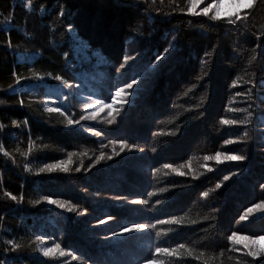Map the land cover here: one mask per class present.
<instances>
[{
	"label": "trees",
	"instance_id": "obj_1",
	"mask_svg": "<svg viewBox=\"0 0 264 264\" xmlns=\"http://www.w3.org/2000/svg\"><path fill=\"white\" fill-rule=\"evenodd\" d=\"M176 3L185 7V0ZM173 7L169 0H0V123L6 126L0 130V144L11 157L0 152L4 264H144L155 246L179 243L212 256V264H264V256H246L248 249L231 251L227 239L233 231L264 236V214L239 220L247 208L264 201V0L242 10L247 27L238 21L239 29L227 19L213 22ZM132 48L143 54L120 69L125 54L134 57ZM157 55L161 61L155 60ZM30 68L60 74L72 87L50 78L16 84L13 72L30 77ZM151 68L156 73L133 108L99 131L100 136L94 135V127L90 134L83 123L66 126L63 116L46 113L42 104H29L43 98L48 106H59L79 120L74 116L86 114L88 97L104 101L118 87L135 94L125 85L144 79ZM237 77L241 79L233 87ZM248 89L250 96L236 95ZM228 108L248 109L250 123L220 124L221 118L243 120L248 115ZM226 139L236 142L225 145ZM29 140L34 147L26 160L20 152L28 151ZM113 140H126L143 151H120L118 143H110ZM217 151L246 159L204 161L205 155ZM70 152L76 155L68 173H39L44 164L66 159ZM101 152L105 159L95 163ZM200 162L207 167L192 172L191 166ZM25 163L30 171H25ZM164 164L185 175L164 169ZM153 169L160 171L153 176ZM224 176L229 179L224 181ZM210 189L215 190L207 198L201 195ZM5 192L24 199L17 203ZM149 192L154 195L148 197ZM44 195L71 201L78 210L29 203ZM137 199H148L149 204L130 203ZM108 215L115 219L98 223ZM172 216L183 217L184 223L157 225L156 231L167 233L161 237L153 230L112 235L133 222L155 223ZM35 235L45 238L44 246L59 243L79 259L44 257L35 250ZM9 240L22 247L11 250ZM164 259L165 264H202L186 253Z\"/></svg>",
	"mask_w": 264,
	"mask_h": 264
},
{
	"label": "snow or ice",
	"instance_id": "obj_2",
	"mask_svg": "<svg viewBox=\"0 0 264 264\" xmlns=\"http://www.w3.org/2000/svg\"><path fill=\"white\" fill-rule=\"evenodd\" d=\"M202 2V0H185V7H180L179 4L176 3V0H169V4L170 5H175V7L172 8V11H175L176 8H179V10L181 12H185L186 14H190L192 16H197V15H203L205 17H208L211 21L216 22V21H220L223 18L227 17L226 22L230 25L236 26L237 29H239L241 27V24H238V21L242 22V25L247 27V20H248V16L245 15L244 17L241 16L240 14V8H253L254 5L257 3V0H232L233 4L236 5L237 10L234 13H225L222 14L221 13V7L223 5V0H212V3H210L208 6L204 7L202 9V12H197L196 8L198 7V5ZM155 3V0H153V4ZM161 3H163V0H161ZM31 6L29 5V8ZM212 12V15L209 16V12ZM61 15H63V13H61ZM234 17V18H233ZM9 21L8 17H5L4 22L7 23ZM201 27H204L203 23L201 24ZM262 35H264V33H261ZM259 39V37H258ZM259 46V45H258ZM8 47L11 48V41H8ZM165 53L168 52V49L166 48ZM135 59L134 57L125 54L123 56V62L120 63V69H124L125 66L128 64V62L130 60ZM155 60L161 61L162 57L160 55H157ZM255 60V56L253 55L251 57V59L249 60V64H251L252 61ZM119 71V69L117 70ZM29 72L31 73L30 77H23L21 75H18L15 71L13 72V76L16 78L15 79V83L19 84L21 79H35L37 81H44L46 78H50V79H54L56 81H59L60 84H62L65 88H71L72 85L69 83L68 80L64 79V77L60 74H56L54 75L52 72H45V73H41L39 71H36L34 69H29ZM241 79V77H237L236 80H233L232 82V86L233 87H237V80ZM250 81H246V83H248ZM136 84V80L133 79L131 83H128L125 85V88L131 89L133 87V85ZM9 87L11 88L12 85H9ZM251 89L247 90V93L244 92H237L236 95L237 96H244V95H251ZM124 93V88H117L116 89V93L115 96L116 97H120L121 94ZM115 98V97H114ZM64 99L67 100L68 96L65 95ZM88 100L91 101L90 103H85L83 105L84 109H85V115H81L79 120H74L72 119L70 116L66 115L65 111H62L61 108L59 106H54V107H50L47 104V101L45 99H40V100H36V101H29V104L31 105L33 102L35 103H39L42 104L44 106V111L46 113H57L61 116L64 117V119L66 120V126H72L74 124H79L81 120H95L97 118V109H102L107 107L109 109L108 112V116L110 117L109 119H107V123L109 125L115 123L116 121V116L113 115V111H112V106L111 105H106L104 104V101L101 99H96V100H92V97H88ZM4 101H0V104H3ZM19 104L21 106L24 105V100L21 99L19 100ZM88 109H92L91 113H88ZM227 111L229 112H247L248 115L243 119V120H237V119H224L221 118L220 120V124L222 125H237V124H247L250 123V121L248 120V117L251 116V113L248 112V109L244 108H228ZM116 115H119V111H116ZM6 126L2 123H0V130L4 129ZM17 127H19V125H17ZM85 131H92V129H85ZM162 133H154L153 135H160ZM94 135L96 136H100L101 133L99 131H95ZM168 135H175V132H170L168 133ZM244 137L247 138L248 133L245 131L244 132ZM236 141L232 140V139H226L224 140V144L228 145V144H232L235 143ZM111 144H113L114 146L118 143L119 147H120V151H124L125 149H128L129 151L131 150H139V151H143V149H138L137 146L135 144H129L126 140H120V141H110ZM34 147V142L29 140V144H28V151L27 152H20V149L17 148V151L20 152V155L24 156L25 159L27 160L28 155L32 152V149ZM115 151V148L113 149ZM0 152L3 153V155L5 157H10V153L7 152L6 150H4V147L2 144H0ZM87 153H80V155H86ZM118 154V153H117ZM76 155L75 153H68V156L66 159L63 160H58L54 163H46L43 165V167L39 168V173H53V172H63V173H68L71 170V165L74 163L73 161V156ZM108 159H111V157H107ZM221 158H223V160H227V161H243L246 159L245 156L243 155H235V154H229L227 152L224 151H217L215 153V155H205L203 157L204 161H209V160H215L218 163L222 162ZM105 159V153L101 152L100 155L96 158L95 163H99L100 160ZM13 163H15V160L13 159ZM190 163V162H189ZM80 167H83V162L81 161V165ZM80 167H77L75 169L76 172L80 171ZM183 167V166H181ZM201 167H207V165H202ZM25 171H30V167L27 163H25L24 165ZM164 169H170L172 172H175L177 175H185V173L183 171H180L177 167H174L172 164H164L163 165ZM208 171H212L211 168L207 169ZM160 171L159 169H153V176L156 175V173ZM165 175H167V173H165ZM229 179L228 176H224L223 180L227 181ZM221 187L220 183H217L215 185L216 189H219ZM260 187L262 189H264V184H261ZM215 189H210L209 191H205L203 193H201V195L205 198H207L210 194V191H214ZM160 191H166V189H160ZM4 195L6 197H8L9 199L16 201L17 203H20L23 201L24 197L20 196L19 198L9 192H5ZM148 197H152L154 195L153 192H149L147 193ZM115 199H126L123 197H116ZM46 202L47 204L50 205H55L58 208L61 209H65L66 211L72 213V212H76L78 210V205L72 204L71 201H66V200H60V199H53L51 196L48 195H44L41 196L39 199H36L34 201H29V203L34 204V205H39L41 203ZM159 202V201H157ZM131 204L134 205H148L149 204V200L148 199H137V200H132L130 201ZM255 211H260L261 213H264V201H261L257 204H254L252 207H249L246 209L245 213L243 215H241L239 217L240 221H245L247 220L248 216L253 214ZM264 218V217H261ZM2 219V218H0ZM115 219L114 216L112 215H108L106 216L105 219H101L98 221L99 224H106L109 221H113ZM205 219H207V217H205ZM197 221L192 220L190 221V223H196ZM184 223V218L183 217H177V216H172L169 219L166 220H156L155 223H130L128 225H125L121 228L120 232H112L113 236H121V235H125V234H129V233H144V232H148L149 230H153L155 231V235L156 237H161L162 235H167V233L161 232V231H156L157 229V225H180ZM169 232L172 231L171 228H169L168 230ZM107 239V237H106ZM228 241L231 242L232 244V248L230 249L231 251H240V249L236 248L235 245L240 243L241 240L243 239H247L250 240L252 245H256L258 243V241L260 240H264V236H257L255 238L253 237H248V236H238V233L236 231H233L228 237H227ZM7 244L12 245V249L11 250H18L20 249L22 246L18 243H15L14 241H6ZM35 250L39 251L44 257H50L53 260H56L57 258H65V257H70L71 260H78L79 258L74 255L72 250H68L65 247H61V245L59 243H53L50 247L49 246H44L45 244V238L42 235H35ZM195 243H203V242H195ZM187 254L188 256H194L195 259L197 260H202V264H212V260L213 257L212 256H208L205 257V253L204 252H199L196 253L195 252V248L193 247H189L187 244L185 243H179L177 244L175 247H162V246H155L154 249L151 252V257L149 259H146L144 264H165V257H181L184 254ZM246 256H250V257H257L258 255H264V250L258 249L256 247H252L249 248V250L245 253ZM229 259H232V257H229ZM0 264H4V261L0 260ZM168 264H177V262H173V261H169ZM237 264H246V262H241V261H237Z\"/></svg>",
	"mask_w": 264,
	"mask_h": 264
},
{
	"label": "rangeland",
	"instance_id": "obj_3",
	"mask_svg": "<svg viewBox=\"0 0 264 264\" xmlns=\"http://www.w3.org/2000/svg\"><path fill=\"white\" fill-rule=\"evenodd\" d=\"M210 3H212V0H202V2L196 8V11L202 12V9L206 6H208ZM243 9H246V8H240L241 16H242L241 12ZM236 10H237V7H236V5L233 4L232 0H223V5L221 7V13L222 14L234 13ZM211 15H212V12L210 11L209 16H211ZM223 19H227V17H225ZM132 49H133L132 53L134 55V58L139 59L140 56L143 54V50L142 49H136V48H132ZM131 61L132 60L129 61L130 64L128 66H131ZM152 68L145 75L144 79L136 82V84H134L133 87L131 88V89L135 90V92H136L135 94L127 93L124 91V93H122L120 97H116L115 96L116 92H115L114 94L111 95V97L109 99L104 100V104L112 106L113 115L116 116V119L125 117L130 112V110L133 108L141 90H143L146 86H148L149 80L156 73V72H151ZM92 100H96V99H92ZM90 102L91 101L87 100V103H90ZM117 110L119 111V115H116ZM108 112H109V109L107 107L102 108V109H97L98 114H97V118L95 120H81L80 123L85 124L88 127L87 129H91L94 127L96 129V131H101V130L105 129L106 126L109 125L107 123V119L110 118L108 116ZM81 115H83V114L79 113V115H75L74 117H78L80 119ZM85 132H88L90 134L93 133V131H85ZM221 160H222V162H220V163H218L215 160H209L208 162L213 161L214 163H217V164H224V163L230 162L227 160H223V158H221ZM197 165H199V166L197 167ZM201 165H202L201 162L197 163V164H193L191 166L192 172L195 173V172L201 170L203 168V167H201ZM209 168L212 169V166H209ZM259 214H264V213H261L260 211H255L250 216L253 218ZM238 236L243 237V236H248V235L238 234ZM248 237H251V236H248ZM253 238H255V237H253ZM235 247L240 249L241 252H243L242 248L249 250V248H252V247H256L258 249L264 250V240H260V241H258V243L256 245H252L250 240L243 239L240 241V243L236 244ZM261 256H264V255H258L257 258H260Z\"/></svg>",
	"mask_w": 264,
	"mask_h": 264
}]
</instances>
